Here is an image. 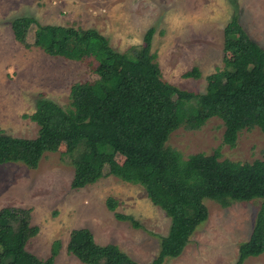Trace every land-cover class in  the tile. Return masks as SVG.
<instances>
[{"label": "trees", "instance_id": "16d2710c", "mask_svg": "<svg viewBox=\"0 0 264 264\" xmlns=\"http://www.w3.org/2000/svg\"><path fill=\"white\" fill-rule=\"evenodd\" d=\"M29 25L35 27L31 38ZM10 28L26 49L37 47L71 61L93 59L97 79L72 84L67 108L39 98L28 116L38 126L36 137H14L0 130V164L21 163L34 169L43 154L56 152L64 143L74 169L72 189L108 175L141 185L170 220L150 264L181 255L195 228L207 218L204 199L222 207L259 199L254 228L239 245L236 264L264 253V160L220 159L218 150L183 159L166 146L181 125L196 130L213 117L223 122V142L231 147L243 129L258 127L264 138V47L247 35L238 17H231L223 28V50L231 58L206 78L202 94L162 80L150 51L153 28L142 44L122 53L95 29L41 25L29 16L14 19ZM184 77L199 78L200 73L193 68ZM107 207L113 211L115 202L109 199ZM115 215L138 226L130 216ZM37 232V226L30 224V210L1 208L0 264H53L57 241L44 260L26 250ZM66 249L84 264H139L114 244L96 243L87 228L73 229Z\"/></svg>", "mask_w": 264, "mask_h": 264}, {"label": "rangeland", "instance_id": "374dc122", "mask_svg": "<svg viewBox=\"0 0 264 264\" xmlns=\"http://www.w3.org/2000/svg\"><path fill=\"white\" fill-rule=\"evenodd\" d=\"M21 16L41 25L95 29L121 53L142 44L153 28L150 51L162 80L197 94L205 92L206 78L231 58L223 50V28L231 17H238L247 35L264 47V0H0V130L14 137H36L38 126L28 116L39 98L67 108L72 84L97 79L93 59L53 57L15 41L10 25ZM29 28L31 38L35 27ZM118 67L117 63L112 72ZM193 68L200 77H184ZM223 132V122L213 117L196 130L181 125L166 146L183 159L218 150L220 159L264 160V138L258 127L241 130L233 147L223 142ZM67 153L61 143L56 152L43 154L34 169L21 163L0 164V209H28L30 224L38 228L26 250L44 260L57 241L53 264H84L66 246L73 229L87 228L96 243L114 244L133 261L150 264L159 251L160 237L168 232L169 218L151 203L141 185L113 175L72 189L74 169ZM109 199L115 202L113 211L107 207ZM203 204L206 220L195 228L181 255L163 264L237 263L239 245L252 233L260 200L222 207L204 199ZM115 214L130 216L138 226ZM242 264H264V253Z\"/></svg>", "mask_w": 264, "mask_h": 264}]
</instances>
